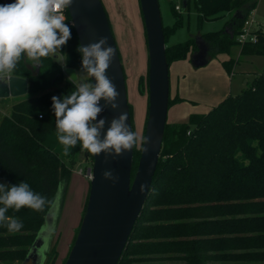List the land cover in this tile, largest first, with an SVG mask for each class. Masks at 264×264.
I'll list each match as a JSON object with an SVG mask.
<instances>
[{
	"label": "trees",
	"instance_id": "trees-1",
	"mask_svg": "<svg viewBox=\"0 0 264 264\" xmlns=\"http://www.w3.org/2000/svg\"><path fill=\"white\" fill-rule=\"evenodd\" d=\"M257 2L187 0L182 8L193 5L198 26L206 17L231 12L225 25L232 34L225 25L198 33L212 57L238 43L236 36ZM235 11L240 15L234 16ZM181 26L180 17L163 24L168 63L197 47V35L166 43ZM248 43L264 55V31L257 42ZM50 44L55 52L0 38V72L28 80L26 96L8 112L0 111V264L22 262L79 152L86 150L92 159L94 120L82 110V93L92 91V84L89 76L88 87L80 78L88 71L73 25ZM54 53L63 56V63ZM63 64L76 69L77 80L64 73ZM179 100L169 95V104ZM189 120L192 127L165 123L145 204L117 264H264V68L246 88L206 112L191 113ZM60 130L70 140L69 162L44 143L48 133ZM138 153L134 148L132 177ZM62 198L60 188L55 224ZM55 257L51 245L43 264H52Z\"/></svg>",
	"mask_w": 264,
	"mask_h": 264
},
{
	"label": "water",
	"instance_id": "water-1",
	"mask_svg": "<svg viewBox=\"0 0 264 264\" xmlns=\"http://www.w3.org/2000/svg\"><path fill=\"white\" fill-rule=\"evenodd\" d=\"M85 59L94 108L92 165L84 212L63 264H117L142 210L156 169L169 107V63L159 0H139L148 51V110L134 176V138L127 86L119 51L102 0H64ZM187 0H182L185 5ZM239 11L234 12L238 16ZM226 24L224 29L229 30ZM191 63L208 62V48L196 36ZM57 57V53L53 54ZM65 72L77 80V71ZM28 80L0 74V97L26 94ZM60 188L20 264H43L55 227Z\"/></svg>",
	"mask_w": 264,
	"mask_h": 264
},
{
	"label": "rangeland",
	"instance_id": "rangeland-1",
	"mask_svg": "<svg viewBox=\"0 0 264 264\" xmlns=\"http://www.w3.org/2000/svg\"><path fill=\"white\" fill-rule=\"evenodd\" d=\"M102 2L109 19L124 70L127 86V98L131 109L134 148L137 153L139 152V155L141 152L148 110V51L139 0H102ZM159 5L163 24H172L176 17L177 19L180 17L182 21V26L179 27L173 34L168 36L170 42L184 40L188 36H194L199 32L212 30L214 28H221L225 25L231 15V12L229 11H222L218 16L206 17L201 25L198 26L196 17L197 12L194 10L191 3L185 10L182 8V0H159ZM171 6L173 8H171ZM176 6H179V8ZM251 15L255 17L259 24L264 22V0H258L255 10L251 13ZM221 16V20L217 19L209 21L210 19L219 18ZM224 19H226L225 23ZM216 23H218L219 26ZM4 37L10 40L17 39V35L15 33L5 35ZM166 43L168 44V38ZM255 47V44L249 43H235L230 47V63L228 66H230V70L233 74L230 75V79H228L226 89H221V94L219 91L217 92L219 99H215V105L227 95H234L246 88L249 83H251L255 74L262 71L264 67V55L262 53L255 52ZM49 51L53 52L52 49H49ZM56 60L61 61V55L57 54ZM214 63L215 58L198 68L193 67L190 63L189 71L183 73H185L186 79L191 81V87L178 89V91L181 92L179 95H183L190 100H201L203 98L208 100L209 93L216 90L208 89V86L209 88L213 87L212 83L208 81V69H210L209 67H211ZM173 76L174 70L172 69L170 73L171 83H173ZM80 78L82 79L84 86L86 85L88 87V73H81ZM244 78L248 79V83L244 82ZM169 95L171 97V94ZM25 96V94H22L17 96L8 95L0 97L1 111L5 113L8 112L13 102L24 98ZM173 103L174 102L172 101L169 106ZM175 121L176 124H181L179 125L180 128H183L186 124L192 127L194 124L193 121L189 120V116L183 118L179 117V119L177 118ZM166 122H168L167 119ZM44 143L52 149H55L63 160L69 162L70 156L68 154L70 151V140L67 132L61 130L52 131L47 134L44 139ZM77 162L81 163L78 164ZM91 165V157L86 150H82L77 155L76 161L72 164V168H76L89 179L86 173L87 168ZM75 202L76 198H72L71 201L69 200L66 208V222L69 221V223L71 222L72 224V214L74 213ZM76 227L77 225H75V228ZM58 240L59 235H57V226L55 224L53 233L48 243V247L55 245L56 248V257L54 258L52 264H62L66 255L60 254L59 250L61 243L57 244Z\"/></svg>",
	"mask_w": 264,
	"mask_h": 264
},
{
	"label": "crops",
	"instance_id": "crops-1",
	"mask_svg": "<svg viewBox=\"0 0 264 264\" xmlns=\"http://www.w3.org/2000/svg\"><path fill=\"white\" fill-rule=\"evenodd\" d=\"M254 10H252L251 13H253ZM220 18H222V16L219 18L210 19L209 21H213L217 19L221 20ZM225 21L226 19H224V23ZM218 23L216 24L219 26L220 23L219 24ZM218 29L220 28H214L212 30H207V31H213V30H218ZM196 35H198V33ZM172 43H175V42H170L169 37H168V44H172ZM192 51L193 50H190L185 58L173 60L169 63V82L171 81L170 79L171 70L172 69L174 70V76L172 77L173 83H171L172 81L170 82L169 94H171V97L175 95H179V93H181L178 91V89H183L184 87L186 88L191 87V81L186 79L185 73L183 72H187L190 69V63H191L190 54ZM229 52L230 51L220 52V53H217L215 56L209 57L208 62L211 59L215 58V63L211 65V67H209L210 69H208V81L212 83L213 85L212 88H209L208 86V89H216V90L215 91L213 90L212 92L209 93L208 100L205 98L201 100H193V99L190 100L189 98L183 95H179V97H181L182 100L176 101L168 107V111H167V121L168 122L176 123L175 120L177 118L179 119V117L183 118V117L189 116L191 113H202L204 111H207L209 108L215 105V102H214L215 99H219L217 92L219 91V93L221 94V89H226L227 84H228V79H230V75L233 74V72H231L230 70V66H228L230 63ZM191 65L195 67L192 63ZM198 67H195V68H198ZM244 82L248 83V79L244 78ZM205 100L208 102H206ZM1 112L5 113L3 111ZM77 163L79 164L81 162H77ZM88 187H89V179L76 168H72V172L70 174V177L67 183L62 184L60 186L63 198H62V204L60 206V210H59L57 222H56L57 235H59V240L57 244L61 243V247L59 250L60 254H66L68 251L70 242L74 235L73 231L75 229V225H78L80 218H81V213H82L85 198L88 192ZM72 198H76L75 209L72 207L74 209V213L72 214L73 224L71 222L69 223V221L66 222L67 221L66 208L69 203V200L71 201Z\"/></svg>",
	"mask_w": 264,
	"mask_h": 264
},
{
	"label": "built area",
	"instance_id": "built-area-1",
	"mask_svg": "<svg viewBox=\"0 0 264 264\" xmlns=\"http://www.w3.org/2000/svg\"><path fill=\"white\" fill-rule=\"evenodd\" d=\"M66 10L64 0H0V38L15 33L19 40L33 43L38 47H49L55 52L50 41L58 32L72 25L71 17L67 16ZM250 13L236 36L239 44L257 42L259 32L264 31V22L259 24ZM65 67L63 64V71L66 74ZM0 74L12 73L5 70ZM97 100L98 96L93 91L82 93V110L85 116L93 117ZM86 175L89 177L90 174Z\"/></svg>",
	"mask_w": 264,
	"mask_h": 264
}]
</instances>
